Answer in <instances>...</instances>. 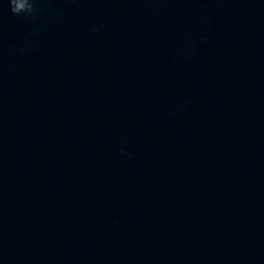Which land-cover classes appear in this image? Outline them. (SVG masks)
<instances>
[{"label":"water","instance_id":"obj_1","mask_svg":"<svg viewBox=\"0 0 264 264\" xmlns=\"http://www.w3.org/2000/svg\"><path fill=\"white\" fill-rule=\"evenodd\" d=\"M34 3L0 0V264H264V0Z\"/></svg>","mask_w":264,"mask_h":264},{"label":"clouds","instance_id":"obj_2","mask_svg":"<svg viewBox=\"0 0 264 264\" xmlns=\"http://www.w3.org/2000/svg\"><path fill=\"white\" fill-rule=\"evenodd\" d=\"M8 6L14 15H20L22 13L31 15L34 11L35 3L34 0H8ZM129 155L131 154L129 153Z\"/></svg>","mask_w":264,"mask_h":264}]
</instances>
